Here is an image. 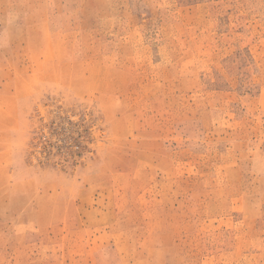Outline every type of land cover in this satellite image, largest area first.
<instances>
[{
	"label": "rangeland",
	"instance_id": "rangeland-1",
	"mask_svg": "<svg viewBox=\"0 0 264 264\" xmlns=\"http://www.w3.org/2000/svg\"><path fill=\"white\" fill-rule=\"evenodd\" d=\"M0 264H264V0H0Z\"/></svg>",
	"mask_w": 264,
	"mask_h": 264
}]
</instances>
